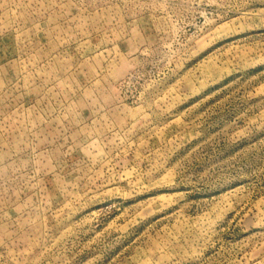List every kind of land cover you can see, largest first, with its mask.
I'll list each match as a JSON object with an SVG mask.
<instances>
[{
    "label": "rangeland",
    "instance_id": "obj_1",
    "mask_svg": "<svg viewBox=\"0 0 264 264\" xmlns=\"http://www.w3.org/2000/svg\"><path fill=\"white\" fill-rule=\"evenodd\" d=\"M0 264H264V0H0Z\"/></svg>",
    "mask_w": 264,
    "mask_h": 264
}]
</instances>
